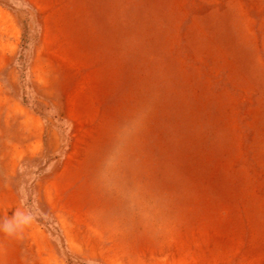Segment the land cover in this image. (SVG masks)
<instances>
[{"label": "rangeland", "instance_id": "374dc122", "mask_svg": "<svg viewBox=\"0 0 264 264\" xmlns=\"http://www.w3.org/2000/svg\"><path fill=\"white\" fill-rule=\"evenodd\" d=\"M0 264H264V0H0Z\"/></svg>", "mask_w": 264, "mask_h": 264}]
</instances>
